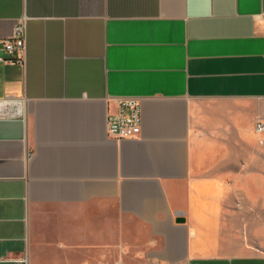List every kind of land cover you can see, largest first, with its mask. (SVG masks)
Returning <instances> with one entry per match:
<instances>
[{
    "label": "crops",
    "instance_id": "crops-1",
    "mask_svg": "<svg viewBox=\"0 0 264 264\" xmlns=\"http://www.w3.org/2000/svg\"><path fill=\"white\" fill-rule=\"evenodd\" d=\"M258 117L264 0H0V264H264Z\"/></svg>",
    "mask_w": 264,
    "mask_h": 264
},
{
    "label": "built area",
    "instance_id": "built-area-1",
    "mask_svg": "<svg viewBox=\"0 0 264 264\" xmlns=\"http://www.w3.org/2000/svg\"><path fill=\"white\" fill-rule=\"evenodd\" d=\"M25 38L26 28L22 19L15 27L12 38L4 40V49L9 53L19 55L13 62L24 63ZM141 125L142 109L139 99L134 97L114 98V108L109 111L107 117L108 135L116 140L136 138L141 133ZM255 132L258 135V143L264 144V120L262 118H256ZM115 264L122 263L116 262Z\"/></svg>",
    "mask_w": 264,
    "mask_h": 264
},
{
    "label": "rangeland",
    "instance_id": "rangeland-1",
    "mask_svg": "<svg viewBox=\"0 0 264 264\" xmlns=\"http://www.w3.org/2000/svg\"><path fill=\"white\" fill-rule=\"evenodd\" d=\"M116 259L117 258L114 256V254L109 253V257L106 261L103 260V262H101L100 258H98L96 259V264H114ZM143 264H150V261L146 260L143 262Z\"/></svg>",
    "mask_w": 264,
    "mask_h": 264
}]
</instances>
